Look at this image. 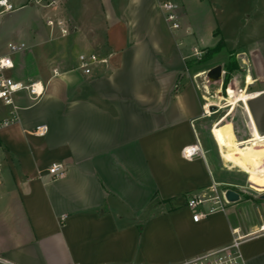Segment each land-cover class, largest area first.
<instances>
[{
  "label": "crops",
  "instance_id": "crops-1",
  "mask_svg": "<svg viewBox=\"0 0 264 264\" xmlns=\"http://www.w3.org/2000/svg\"><path fill=\"white\" fill-rule=\"evenodd\" d=\"M159 2L58 0L43 7L54 26L46 22L51 33L42 43L57 32L73 38L40 73L44 96L34 102L16 95L17 118L0 130V264H184L230 243L234 229L246 234L263 223L264 200L250 205L242 193L260 198L245 188L262 194L264 179L249 176L245 186L223 174L232 171L208 135L202 72L185 75L173 64L179 55L193 69L186 61L198 60L194 50L205 46L187 52ZM236 47L246 73L233 85L248 95L239 140L250 146L264 139V32ZM82 54L99 59L90 73L80 67ZM10 111L4 107L0 118ZM40 125L44 135L34 133ZM189 145L201 153L184 157ZM53 163L65 167L64 176L53 178ZM213 184L238 191L240 200L194 221L188 200ZM241 253L245 264H264V233L245 241Z\"/></svg>",
  "mask_w": 264,
  "mask_h": 264
},
{
  "label": "rangeland",
  "instance_id": "rangeland-1",
  "mask_svg": "<svg viewBox=\"0 0 264 264\" xmlns=\"http://www.w3.org/2000/svg\"><path fill=\"white\" fill-rule=\"evenodd\" d=\"M73 1L75 5L87 3V0ZM172 1L176 2L180 7V28L175 29L174 33L181 40L180 42L184 43L182 47L184 48L186 46L187 52L191 53L192 50H189V48L192 49L194 46L203 45L205 47L199 49L202 54L198 60L206 55L210 56L207 60L199 63L195 58L187 60L188 66L193 65V69L190 70L183 64L180 56L176 55L173 64L177 71L180 73L184 72L186 75L188 72L192 74L193 71L199 70V72L202 73L198 74L200 76L197 78L198 81L207 85L205 72L218 64L223 66L222 79L219 82H211L210 85H207L208 94H206V96L209 98H207V100L214 110L210 111L209 115L205 116V120L209 131L208 135H211V140L214 142L211 133L212 127L217 120L227 113L228 103L234 96V89L238 92L241 90L239 89L241 87L238 89L234 87L233 84L235 79L240 77L241 79L244 78L246 73V66H243L245 62L241 60L237 54L240 50V47H236L237 43L241 40L255 38L264 32V0ZM182 1L185 3L187 9V13L185 14L183 12ZM45 11L46 10L41 5L29 4L0 18V53L5 51L6 45L10 41H23L28 46V49L17 58V68L12 72V76L20 80L26 81V77L29 76V73L31 74L32 81L40 78L42 79L40 73L44 75L48 72L51 64L55 62L54 54L60 49H63L61 44L62 41H70V39L73 38L70 35H68L66 39L59 38L60 36L57 32L54 34L52 33V39L50 41L42 43L51 33V29L46 24L44 16ZM213 29L214 35L211 32ZM222 37L226 41L224 48L218 52L211 53L210 49H212ZM32 44H36V46ZM68 49L77 56L79 50L77 46L70 44ZM233 51L235 54H233ZM239 64L242 65L243 70L239 68ZM239 85L242 86V81L238 82V86ZM23 93L25 92L19 94ZM244 105L242 102H239L232 114L227 118V121L233 124L238 139L245 136L241 124V119H243L244 115L246 116ZM201 138L203 137L201 136ZM215 147L218 149L217 145ZM227 164L229 167L227 169L232 172L224 170L223 174L228 177L231 176L232 178H236L237 182L245 184L246 186V180L249 175L240 168L232 166L229 163ZM242 194L243 202L245 203L255 205L256 203L262 202L258 197L251 199L246 192ZM249 209L257 215L253 206H249ZM244 212V208H240L239 213L242 214ZM260 212L264 213V205Z\"/></svg>",
  "mask_w": 264,
  "mask_h": 264
},
{
  "label": "built area",
  "instance_id": "built-area-1",
  "mask_svg": "<svg viewBox=\"0 0 264 264\" xmlns=\"http://www.w3.org/2000/svg\"><path fill=\"white\" fill-rule=\"evenodd\" d=\"M58 0H0V18L4 15L13 13L14 11L24 7L25 5H41L42 7H49L57 5ZM160 10L162 11L165 21L173 30L180 28L179 16L180 7L172 0H162L159 3ZM47 24L51 27L54 22L51 19L46 20ZM62 35L68 33V29L61 27V22L58 23ZM28 49L25 42L10 41L6 45L4 52L0 53V113L4 107H11L9 116L0 118V130L4 127L11 125L16 120L17 105L15 104V97L21 92H25L32 101L41 99L46 90V85L40 81L26 82L12 76V72L16 69L15 57L22 54ZM202 52L198 49L194 50V56L200 58ZM80 67L85 73H90V65L99 61L95 54L80 55ZM105 61V60H101ZM56 74L57 71L54 70ZM208 88L204 86L205 97L208 94ZM204 104V115H209L210 111L214 110L212 105L207 100ZM47 132L45 125L37 126L34 133L44 135ZM182 153L184 157H194L201 153L199 145H189L183 148ZM2 171V159L0 157V175ZM48 172L53 178H60L65 175V167L61 163H53ZM227 189H218L217 185L213 184L211 189L206 192H199L194 194L188 200V207L194 212L193 220L198 221L207 215L216 211H224L230 203L225 197ZM264 233V217L263 223L258 230L246 234H241L238 229L233 230V237L230 243L208 250L204 253L196 255L195 257L185 261L184 264H245L242 253L241 245L253 237Z\"/></svg>",
  "mask_w": 264,
  "mask_h": 264
},
{
  "label": "bare ground",
  "instance_id": "bare-ground-1",
  "mask_svg": "<svg viewBox=\"0 0 264 264\" xmlns=\"http://www.w3.org/2000/svg\"><path fill=\"white\" fill-rule=\"evenodd\" d=\"M234 90V96L228 103L227 113L215 122L211 132L225 163L242 169L253 178L260 175L264 179V139L257 137L254 143L249 146L245 144V141L236 137L232 124L227 121L238 103L246 101L248 98L247 94ZM251 151L255 154L257 166L254 165Z\"/></svg>",
  "mask_w": 264,
  "mask_h": 264
},
{
  "label": "water",
  "instance_id": "water-1",
  "mask_svg": "<svg viewBox=\"0 0 264 264\" xmlns=\"http://www.w3.org/2000/svg\"><path fill=\"white\" fill-rule=\"evenodd\" d=\"M206 83L210 85L211 82H219L223 77V66L218 64L205 72ZM246 191L253 195H259L260 199L264 200V193L259 194L257 191L246 187ZM225 197L228 202L235 203L240 200V193L234 189L228 188L225 192Z\"/></svg>",
  "mask_w": 264,
  "mask_h": 264
},
{
  "label": "trees",
  "instance_id": "trees-1",
  "mask_svg": "<svg viewBox=\"0 0 264 264\" xmlns=\"http://www.w3.org/2000/svg\"><path fill=\"white\" fill-rule=\"evenodd\" d=\"M225 43H226V41L223 38H220L218 43L212 49H210L211 53H215V52L220 51L222 48H224ZM208 57H210V56L206 55V56L202 57L201 59H199L197 61H198V63L202 62V61H205V60L208 59Z\"/></svg>",
  "mask_w": 264,
  "mask_h": 264
}]
</instances>
